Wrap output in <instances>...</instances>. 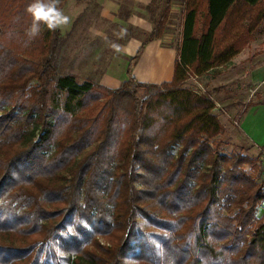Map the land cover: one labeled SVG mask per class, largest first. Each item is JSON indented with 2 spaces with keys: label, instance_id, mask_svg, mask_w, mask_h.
Instances as JSON below:
<instances>
[{
  "label": "trees",
  "instance_id": "trees-1",
  "mask_svg": "<svg viewBox=\"0 0 264 264\" xmlns=\"http://www.w3.org/2000/svg\"><path fill=\"white\" fill-rule=\"evenodd\" d=\"M157 2L110 88L59 71L62 28L27 35L32 0H0V264H264L263 162L222 153L212 95L185 86L240 52L264 0H185L173 79L150 83L131 71L169 24Z\"/></svg>",
  "mask_w": 264,
  "mask_h": 264
},
{
  "label": "rangeland",
  "instance_id": "rangeland-1",
  "mask_svg": "<svg viewBox=\"0 0 264 264\" xmlns=\"http://www.w3.org/2000/svg\"><path fill=\"white\" fill-rule=\"evenodd\" d=\"M122 1L123 6L127 8L128 6H132V3L129 1ZM157 3L158 12L160 13L166 6V0H158ZM87 5L88 4L84 3L83 0H68L63 8V12L70 17L71 22L68 25L61 27L63 34H65V32L68 33L65 34L66 42L58 60L59 71L62 73H74L78 76V80L81 82L88 78H92L98 82V76L107 67L110 58L117 50L119 42L129 35L142 34L140 33L141 30H132L133 28L131 26L122 29L121 27H118L116 23L111 22L108 19H104L100 22L97 20V17L95 18L93 13L89 12L91 10L97 12L98 7L91 6L89 8L90 10H87ZM172 6L176 9L173 11L171 10L169 24L165 29V32L171 33L172 37L167 38L164 43H171L176 47H180L181 29L185 14V0H172L171 7ZM96 14H98V12ZM250 15L247 16L248 19L250 18ZM146 16L151 18L149 13H147ZM74 17L77 18V22L73 26L72 20ZM203 19L204 15H201L199 21L200 25H202ZM90 25L96 27L93 29L94 31H90L92 34L96 31L103 35V43L102 45H98L100 51L93 55L91 54L92 48H96V46H94V44H92V47L89 46V43L95 41L92 40V37L89 36L88 33ZM101 40L98 38L97 42ZM92 56L93 61L90 63ZM263 59L264 22H261L249 35H247V43L231 61L225 65L216 67L204 75H196L197 77L193 78H190L189 75L188 80L185 82V86L187 87L190 86L196 88L198 85H201L203 86L204 92L207 90L210 92V95H212V99L218 107L215 110V113H217L220 121L224 125L223 139H225L226 144L223 146L222 153L229 154L233 152H241L248 157L258 159V162H260L261 165L263 162L262 155H264V150L257 148L246 136L248 134L249 138H257L260 128L259 124L262 125V123H264V116L260 113L258 116L259 118H253L249 121L251 126H249L247 131L243 127V121L239 125V119L249 106V103H253L254 96L252 95L258 93L257 87L250 82L249 71L257 62ZM248 81L250 83H248ZM223 88L228 89L227 93L230 100L227 103L229 104L224 102L221 103L216 98V89L218 90L217 94L219 91H221L222 94L224 90ZM243 118L245 119L244 115ZM261 128H264V126ZM259 213L260 217L264 216V206ZM101 242L105 243L106 241L101 239ZM129 264L138 263L134 260H130Z\"/></svg>",
  "mask_w": 264,
  "mask_h": 264
},
{
  "label": "crops",
  "instance_id": "crops-1",
  "mask_svg": "<svg viewBox=\"0 0 264 264\" xmlns=\"http://www.w3.org/2000/svg\"><path fill=\"white\" fill-rule=\"evenodd\" d=\"M84 3H87V10L92 7H98L97 12L91 10L89 12L97 17V20L102 22L104 19H108L111 22L117 24L118 27L122 29L132 27L134 29H139L141 31L151 32L153 30L154 24L153 20L146 16L148 13L144 9V6L153 2V0H127L132 3L131 7L123 6L122 0H83ZM158 1V0H157ZM131 8V9H130ZM130 9V10H129ZM174 6L171 7V10H175ZM76 17L72 20V25L74 26ZM94 20V19H93ZM152 21V22H151ZM96 22V21H95ZM98 22V21H97ZM95 26H89L88 33L92 37L93 43H89V46L92 47V44L96 48H92L91 54H97L100 49L98 45L103 43V35L100 32L92 34L90 31H94ZM90 29V30H89ZM183 30V24L181 33ZM100 34V35H99ZM172 37L171 33L165 32L161 38H155L149 41L143 52L132 68L131 75L135 76L139 81L150 82V83H162L164 81H171L174 76L176 59L179 55L180 47H176L174 44L167 43L165 44L167 38ZM102 39L97 42V39ZM182 41V34L180 39V46ZM142 45V37L139 35H129L124 40L119 42L116 52L110 58V61L103 70L99 77V83L110 88L119 87L125 80L130 76L129 73V64L131 58L137 53L138 49ZM83 54V53H82ZM90 58V56L88 55ZM93 61V56L90 60ZM91 70V69H90ZM261 71V73H260ZM264 59L257 62L249 71L250 82L257 87V94L254 96L253 103H249V106L246 108L244 113L239 119V125L243 121V127L247 131L250 122L253 118H259V114L262 113L264 116ZM91 74V73H90ZM212 78V77H211ZM248 81V83H250ZM223 93L219 91L217 94L216 89V98L221 103H227L230 100L228 96V89L223 88ZM257 98V99H256ZM248 105V103H247ZM245 116V119L243 118ZM244 119V120H243ZM257 138H247L259 149L264 150V123L260 125Z\"/></svg>",
  "mask_w": 264,
  "mask_h": 264
},
{
  "label": "clouds",
  "instance_id": "clouds-1",
  "mask_svg": "<svg viewBox=\"0 0 264 264\" xmlns=\"http://www.w3.org/2000/svg\"><path fill=\"white\" fill-rule=\"evenodd\" d=\"M59 0H32L26 7V13L32 18L27 30L30 38H36L41 34V25L49 31H55L68 25L71 19L58 7Z\"/></svg>",
  "mask_w": 264,
  "mask_h": 264
},
{
  "label": "built area",
  "instance_id": "built-area-1",
  "mask_svg": "<svg viewBox=\"0 0 264 264\" xmlns=\"http://www.w3.org/2000/svg\"><path fill=\"white\" fill-rule=\"evenodd\" d=\"M193 77H197L196 75H194V74H190V78H193ZM196 88H199V89H201L202 91H203V86H201V85H198ZM218 108V107H217ZM262 161H263V163H264V155H262ZM263 177H264V170H263ZM263 194H264V185H263ZM264 206V199H263V201H262V203H261V205L259 206V208H258V216H260V210H261V208Z\"/></svg>",
  "mask_w": 264,
  "mask_h": 264
}]
</instances>
